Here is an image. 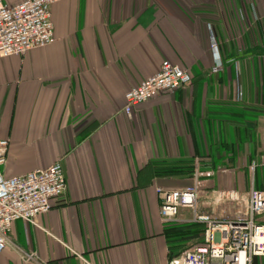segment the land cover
<instances>
[{"label":"crops","instance_id":"0c3cea01","mask_svg":"<svg viewBox=\"0 0 264 264\" xmlns=\"http://www.w3.org/2000/svg\"><path fill=\"white\" fill-rule=\"evenodd\" d=\"M51 12L55 43L0 55V138L10 140L6 177L62 161L67 188L48 213L13 223L0 264H181L165 229L198 222L181 208L166 223L159 188L210 170L201 211L225 219L235 207L214 192L247 193L235 172L264 166V0H60ZM164 60L192 82L130 118L126 92ZM176 164L183 171L157 173Z\"/></svg>","mask_w":264,"mask_h":264},{"label":"built area","instance_id":"2783aa9c","mask_svg":"<svg viewBox=\"0 0 264 264\" xmlns=\"http://www.w3.org/2000/svg\"><path fill=\"white\" fill-rule=\"evenodd\" d=\"M60 0H22L10 5L0 0V55H23L36 48L56 42L51 7ZM214 52L213 71L218 72L223 62L212 26L208 25ZM192 82V74L170 60H164L159 70L125 94V113L131 118L134 106L156 96L173 92ZM10 140L0 138V252L11 242L10 232L17 220L34 222L48 213L54 199L67 188L62 161L32 172L6 177ZM213 172L195 167L193 182L178 190L159 188L161 213L166 223L175 222L181 208L192 211L194 222L205 225L203 243L185 250L181 264H254L264 257V190L252 188L245 193L238 189H219L214 192L216 204H233L238 208L235 218L218 219L202 212L201 190ZM239 205L240 207H238ZM36 258L32 253L27 260Z\"/></svg>","mask_w":264,"mask_h":264},{"label":"trees","instance_id":"16d2710c","mask_svg":"<svg viewBox=\"0 0 264 264\" xmlns=\"http://www.w3.org/2000/svg\"><path fill=\"white\" fill-rule=\"evenodd\" d=\"M192 165H187L188 172H192ZM181 170L179 165L158 168L157 173L162 175H173ZM194 172V171H193ZM205 225L202 223H193L186 226H168L165 234L170 243V257L181 255V253L189 248L203 243V234ZM188 242H190L188 244Z\"/></svg>","mask_w":264,"mask_h":264},{"label":"rangeland","instance_id":"374dc122","mask_svg":"<svg viewBox=\"0 0 264 264\" xmlns=\"http://www.w3.org/2000/svg\"><path fill=\"white\" fill-rule=\"evenodd\" d=\"M260 159H261V156H253L254 162L257 161V162H259V164H261ZM250 161H252V160H250ZM235 174L239 178H243V177L246 178V190H245L246 192L250 191L252 183L254 184L255 189L264 190V166H262V165L256 166L255 165V167H252V169L238 170L237 172H235ZM235 187H236L235 189L242 190L240 188V186L236 185ZM237 206L240 207L239 205H237ZM234 207H235V212H236L238 208L236 207V205H234ZM235 217L236 216L233 215L230 218L234 219ZM258 219L264 220V215L260 216ZM254 264H264V257L255 259Z\"/></svg>","mask_w":264,"mask_h":264}]
</instances>
